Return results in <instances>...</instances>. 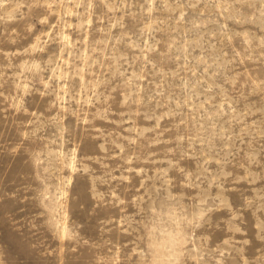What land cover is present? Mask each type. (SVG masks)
Returning a JSON list of instances; mask_svg holds the SVG:
<instances>
[{
  "label": "rangeland",
  "instance_id": "374dc122",
  "mask_svg": "<svg viewBox=\"0 0 264 264\" xmlns=\"http://www.w3.org/2000/svg\"><path fill=\"white\" fill-rule=\"evenodd\" d=\"M0 264H264V0H0Z\"/></svg>",
  "mask_w": 264,
  "mask_h": 264
}]
</instances>
